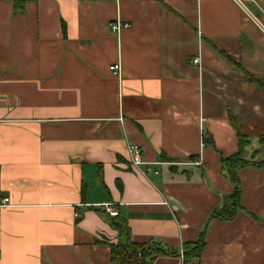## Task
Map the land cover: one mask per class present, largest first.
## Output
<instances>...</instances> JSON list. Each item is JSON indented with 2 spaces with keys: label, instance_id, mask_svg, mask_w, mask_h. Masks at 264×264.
<instances>
[{
  "label": "crops",
  "instance_id": "0c3cea01",
  "mask_svg": "<svg viewBox=\"0 0 264 264\" xmlns=\"http://www.w3.org/2000/svg\"><path fill=\"white\" fill-rule=\"evenodd\" d=\"M263 87L264 0H0V264H115L127 240L162 249L147 264H264V165L212 217L236 125L264 160Z\"/></svg>",
  "mask_w": 264,
  "mask_h": 264
},
{
  "label": "trees",
  "instance_id": "16d2710c",
  "mask_svg": "<svg viewBox=\"0 0 264 264\" xmlns=\"http://www.w3.org/2000/svg\"><path fill=\"white\" fill-rule=\"evenodd\" d=\"M257 84L262 85L261 82L256 80ZM264 89V87H263ZM231 121L235 124L236 120ZM237 130V137L239 143V149L236 153L230 156H222L221 164L223 169L227 172L229 180L234 184L235 189L233 194L228 198L227 205L223 206L220 211L214 212L212 217H216L221 221H228L235 217L238 210H243L244 207L241 206L239 201V176L237 171L240 168L244 167H261L264 165V160L254 161L246 159L244 156V147L249 143L248 138L241 132L239 126H235ZM259 143L264 145V135H260ZM208 142V136L205 139V145ZM119 225V224H118ZM120 228L121 225H119ZM128 232V228L125 230ZM203 243L198 242L194 244H185L183 246V256L184 258L190 259L193 257H199L200 251L202 249ZM160 248V247H159ZM159 248L155 246V243H135L130 240H127L123 244H112L110 245L111 249V260L115 264H147L150 257H153L154 253H158ZM161 249V248H160ZM162 250V249H161Z\"/></svg>",
  "mask_w": 264,
  "mask_h": 264
},
{
  "label": "built area",
  "instance_id": "2783aa9c",
  "mask_svg": "<svg viewBox=\"0 0 264 264\" xmlns=\"http://www.w3.org/2000/svg\"><path fill=\"white\" fill-rule=\"evenodd\" d=\"M236 3H238L239 5L243 6V0H234ZM128 24L124 23V24H120V23H112L111 24V30L113 32H118L120 30L121 27H127ZM193 64H199V58H194L192 61ZM109 70L114 74V75H119L120 71H121V64L120 62H116L114 64H111L109 66ZM200 127V132H201V146H205V139L207 138V134L206 131L203 129V127L201 126V124H199ZM126 148V152L128 155V161L131 164V166L136 169L139 170V168L141 166H145L147 165V163L142 159L141 157V149L140 147L135 144V143H131V142H126L125 145ZM198 160H195L193 162H197ZM147 173H151V171L149 169L140 171L141 175H146ZM154 174H157L156 171L153 172ZM6 200V199H5ZM4 205V204H3ZM6 206H9L8 203L5 204ZM99 207H102L104 209V211L111 217H116L118 216V210L111 204L109 203H105L100 205ZM183 256V253L181 254ZM183 264H192V263H183Z\"/></svg>",
  "mask_w": 264,
  "mask_h": 264
},
{
  "label": "rangeland",
  "instance_id": "374dc122",
  "mask_svg": "<svg viewBox=\"0 0 264 264\" xmlns=\"http://www.w3.org/2000/svg\"><path fill=\"white\" fill-rule=\"evenodd\" d=\"M232 60H233V58H232ZM243 77L245 78V79H249L248 77H246L245 75H243ZM251 80H252V78H251ZM263 83V82H262ZM262 135H264V134H262ZM249 145V143L244 147V152H247V150L249 149V151H251V150H254V149H257V148H259L260 147V145L259 144H256L255 146H248ZM261 150H262V154L259 156L260 157V159L261 158H263L264 157V145H261Z\"/></svg>",
  "mask_w": 264,
  "mask_h": 264
}]
</instances>
